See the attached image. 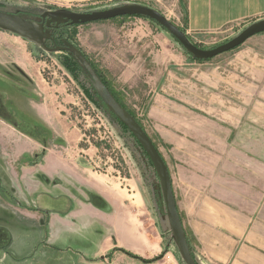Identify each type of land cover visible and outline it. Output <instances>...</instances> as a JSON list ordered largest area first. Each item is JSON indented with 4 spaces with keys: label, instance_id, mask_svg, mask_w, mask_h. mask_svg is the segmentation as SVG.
I'll use <instances>...</instances> for the list:
<instances>
[{
    "label": "crops",
    "instance_id": "obj_1",
    "mask_svg": "<svg viewBox=\"0 0 264 264\" xmlns=\"http://www.w3.org/2000/svg\"><path fill=\"white\" fill-rule=\"evenodd\" d=\"M157 1L172 7L186 32L216 33L264 15V0ZM35 2L55 9L84 2L136 3ZM153 40L154 36L149 37L150 44ZM150 44L146 42L147 51L153 56L140 68L153 93ZM259 51L253 48V56H261ZM28 60L25 51L12 59L26 83L11 79L7 84L22 95L29 110L30 118L20 113L22 123L38 119L51 135L47 146L22 136L12 126L18 123L19 112L7 110L5 89H0V264H144L122 251L145 256L153 247L141 218L128 205L127 193L121 187L110 190V180L97 175L81 155L57 147V140L62 142L73 128L65 127L60 105ZM262 62L264 56L256 58L258 66ZM131 67L136 71L137 62ZM123 73L118 79L131 83L130 77L122 79ZM6 75L15 77V70L0 69V76ZM152 99L148 115L154 119V94ZM238 119L233 116L220 122L199 117L204 127L199 132L186 131L178 141L198 151V158L172 168L166 162L176 208L198 264H264V114L259 121L253 111L242 128ZM24 155L30 157L28 162L21 160ZM161 224L164 232L170 230L166 216Z\"/></svg>",
    "mask_w": 264,
    "mask_h": 264
},
{
    "label": "rangeland",
    "instance_id": "obj_2",
    "mask_svg": "<svg viewBox=\"0 0 264 264\" xmlns=\"http://www.w3.org/2000/svg\"><path fill=\"white\" fill-rule=\"evenodd\" d=\"M35 1L0 0V11L13 14L23 11L38 16L45 10L55 8L43 7ZM132 1L154 8L179 28H183L172 7H164L161 1ZM112 6L116 4L84 2L67 7L74 12H91ZM261 19H264V15L258 19L239 21L216 33L183 30L192 43L208 49L230 40L251 23ZM63 31L65 32L61 37L75 42L104 74L171 168L198 158V151H191L178 141L186 131L199 132L204 127L199 124V117L221 122L230 121L235 116L239 118L241 128L253 111L259 121L262 120L264 63L258 66L256 58L264 56V33H259L233 50L199 61L190 58L164 28L153 20L140 16H119L77 24ZM152 36L154 42L150 44L149 37ZM146 42L154 52L153 93L149 84L145 83L147 75L140 68L141 64L143 66L153 56L148 54ZM253 48L260 50L261 56L254 57ZM24 51L29 56L30 68L39 71L40 78L47 85L48 94L60 105L65 127L68 125L73 128H69L68 135H65L67 138L62 142L57 140V147L76 153V157L81 155L80 158L88 161V166L97 175L110 180V190L121 187L128 195V205L141 218L144 235L153 243L152 249L145 252V256L128 250L122 251L144 260L161 256L150 263L140 261L144 264H184L171 231L164 232L162 229L161 219L166 216V209L159 178L134 137L111 121L108 113L88 96L83 84L66 67L67 55L64 51L47 52L33 39L0 30V69H14L16 75L0 76V89H5L3 99L7 110L19 112L15 116L18 123L10 125L40 146L49 145V129L38 119L23 124L24 119L20 113L30 118L27 114L29 110L22 95L7 84L11 79L19 84L26 83L23 73L12 63L13 57L21 56ZM140 55H144V58L141 59ZM136 62L138 69L131 70L132 64L135 65ZM121 71L124 72L123 76L121 74L122 79L130 77L131 83H122L118 79ZM83 83L88 85L86 81ZM152 94L154 119L148 115L153 103ZM209 126L212 125L207 124L208 128ZM21 160L28 162L30 157L24 155ZM171 187L173 188L172 185ZM120 264H126V261H121Z\"/></svg>",
    "mask_w": 264,
    "mask_h": 264
},
{
    "label": "water",
    "instance_id": "obj_3",
    "mask_svg": "<svg viewBox=\"0 0 264 264\" xmlns=\"http://www.w3.org/2000/svg\"><path fill=\"white\" fill-rule=\"evenodd\" d=\"M126 15L145 17L155 21L158 25L164 28L190 56L202 60L211 59L219 54L233 50L243 44L251 36L264 32V19H261L251 23L237 36L224 43L208 49L200 48L192 43L186 36L185 32L180 30L177 25L167 19L164 15L154 8L140 3H125L91 12H74L67 8H58L54 11H48L41 14V18L45 19L48 16L49 19L47 22L53 21L58 25L66 22L69 24H84ZM42 28L43 22L38 23L17 14L0 11V30L33 39L47 52H68L78 60L86 71L95 91L103 100L108 110L127 128L129 133L139 143L151 161L159 178L169 228L183 263L198 264L190 250L176 208L168 168L154 143L138 121L116 100L80 49L68 41H64L62 45H54L53 47L46 46L42 40V38L45 37V35H42Z\"/></svg>",
    "mask_w": 264,
    "mask_h": 264
},
{
    "label": "trees",
    "instance_id": "obj_4",
    "mask_svg": "<svg viewBox=\"0 0 264 264\" xmlns=\"http://www.w3.org/2000/svg\"><path fill=\"white\" fill-rule=\"evenodd\" d=\"M23 12V11H22ZM26 13V12H24ZM128 16V15H126ZM145 18V17H144ZM155 22V21H154ZM77 24H66L65 26H76ZM179 28V27H178ZM180 30H183V28H179ZM64 41H68L70 43H72L75 47H77V44H75V42L73 41H69L68 39H65V38H62V40H60L59 44L62 45ZM78 48V47H77ZM80 49V48H78ZM80 51L85 55V53L80 49ZM64 53L67 55L66 57V61H65V64H66V67L72 72V74L74 76H76L77 80L81 82V84H83V86L85 87V91L86 93L88 94V96H90L94 102L100 106L105 112L108 113V116L110 118L111 121H114L116 122L120 128L122 130H124L126 133H128L131 137H133L129 131L127 130V128L108 110L107 106L105 105V103L103 102V100L100 98V96L97 94V92L95 91V88L93 87L91 81L89 80L88 76H87V73L86 71L83 69V67L81 66V64L78 62V60L73 56L71 55L70 53L68 52H65ZM85 57L88 59V61L90 62V64L92 65V67L95 69V71L97 72V74L100 76V78L102 79V81L104 82V84L109 88V90L111 91V93L114 95V97L116 98V100L121 104V106L133 117L135 118L134 114L125 106V104L123 103V101L121 100V98L119 97V95L117 94V92L113 89V87L111 86V84L109 83V81L106 79V77L104 76L103 73H101V71H99V69H97L96 65L91 62L89 60V58L85 55ZM190 58H192L193 60H199V61H204L202 59H195L193 58L192 56L189 55ZM209 60V59H207ZM79 77V79H78ZM83 81H86L88 85H85V83H83ZM136 119V118H135ZM143 128V127H142ZM135 140V139H134ZM135 142L137 143V141L135 140ZM138 144V143H137ZM155 145V144H154ZM139 146V145H138ZM156 147V146H155ZM158 150V149H157ZM142 152L144 153L145 155V152L143 151L142 149ZM147 156V155H146ZM148 158V156H147ZM149 160V158H148ZM126 254H128L129 256H132L133 258L135 259H138L144 263H150L152 261H156L158 259L161 258V256H158V257H155L154 259H150V260H144V259H141L140 257L136 256V255H132L130 254L129 252L127 251H124Z\"/></svg>",
    "mask_w": 264,
    "mask_h": 264
},
{
    "label": "flooded vegetation",
    "instance_id": "obj_5",
    "mask_svg": "<svg viewBox=\"0 0 264 264\" xmlns=\"http://www.w3.org/2000/svg\"><path fill=\"white\" fill-rule=\"evenodd\" d=\"M61 7H64V6H61ZM54 10H56V9L55 8L54 9L53 8L52 9H48V10L43 11V13L48 12V11H54ZM43 13H41V14H43ZM41 14L36 16V15H29L28 13H24V12L23 13L22 12L17 13V15H19L21 17H24V18H27L29 20H32V21H35V22H38V23L43 22L42 35H45V37H43L42 40H43V42L45 43L46 46L53 47L54 45H60L59 42H60V40H62L61 34L63 32H65V31H63V29L69 27V26H65L68 22L56 25V23L53 22V21L52 22H47V20L49 19L48 16L45 19H42L41 18Z\"/></svg>",
    "mask_w": 264,
    "mask_h": 264
}]
</instances>
